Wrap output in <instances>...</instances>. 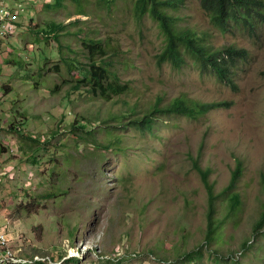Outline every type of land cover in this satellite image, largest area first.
Returning a JSON list of instances; mask_svg holds the SVG:
<instances>
[{
    "label": "rangeland",
    "instance_id": "rangeland-1",
    "mask_svg": "<svg viewBox=\"0 0 264 264\" xmlns=\"http://www.w3.org/2000/svg\"><path fill=\"white\" fill-rule=\"evenodd\" d=\"M19 1L27 12L0 40V223L19 255L44 264H264V231L254 237L264 213V29L221 32L197 0L168 8L206 50L246 52L231 69L234 91L187 53L181 69L158 66L166 38L149 13L135 14L136 0ZM91 40L125 93L80 82ZM181 97L230 107L196 119L157 113L151 130L133 124ZM83 123L92 135L77 129ZM193 159L209 172L217 233L210 253L190 262L208 211ZM238 161L241 204L232 210L226 189Z\"/></svg>",
    "mask_w": 264,
    "mask_h": 264
},
{
    "label": "trees",
    "instance_id": "trees-1",
    "mask_svg": "<svg viewBox=\"0 0 264 264\" xmlns=\"http://www.w3.org/2000/svg\"><path fill=\"white\" fill-rule=\"evenodd\" d=\"M200 8L204 14L210 19L213 26L219 29L221 32H228L234 26H239L245 29L252 37L261 30L264 29V0H197ZM179 3L182 0H136L135 14L138 17H143L146 13H149L153 19H155L162 30L166 38V44L161 53L156 56L158 66L164 64H170L174 69H181L185 63V53L195 56L205 66H209L217 79L222 83L230 86L236 91V85L230 78L231 69L239 58H243L246 55L244 50H239L234 47H227L218 52H210L206 50L200 41L195 36V33L189 30L181 31L177 28L176 19L168 12L169 7H179ZM23 19V13L20 14ZM18 26L21 20L17 21ZM52 31H48L50 33ZM59 38V35H57ZM84 46L90 51V68L84 78L80 82L90 83L95 91L99 90L104 96H107L110 92L114 95L125 93L127 88L115 84L111 80V76L114 73L104 63H99L94 59V53L101 51L104 53V49L101 41L91 40V42H85ZM116 77V75H114ZM74 89H78L77 86ZM230 107L228 103H192L187 98L181 97L176 99L172 104L161 109L159 104L155 105L154 110L144 116L142 119L133 122L140 130H151L154 122L156 121L155 115L157 113H164L165 115L178 114L192 119H196L207 113L222 108ZM12 129H16L13 123H10ZM88 124L80 125L78 130H83L92 135L94 130H88L86 128ZM75 130H77L74 127ZM77 136V133L73 131ZM79 137V136H77ZM31 138V136H30ZM37 139V138H36ZM34 139V140H36ZM36 141H40L37 139ZM46 146V143H43ZM36 156V155H35ZM54 157V155H53ZM40 157H38L39 159ZM54 160V159H53ZM52 160V161H53ZM194 160L195 170L199 173L203 185L208 195V211H207V228L205 232V241L196 250L186 254L185 260L194 262L195 260H202L205 251L210 253V245L213 243L217 233V226L215 224L216 213V196L214 194V188L209 181V172L203 171L199 163ZM37 162V158L34 159ZM243 174V167L240 161L237 162V167L232 174L231 181L226 189V192H231V209L235 210L241 204L240 195L235 192L237 185ZM264 184V176L262 177ZM53 197L55 195L53 194ZM264 231V213L254 226V237ZM243 250L249 249L251 246L248 241L243 243ZM40 258V257H39ZM226 256H220L216 262H227ZM34 259V258H33ZM49 262L51 261L48 258ZM227 264H239L232 257L228 258ZM232 261V263H230ZM48 262V261H47ZM46 262V263H47ZM71 262H76V259H72ZM44 264V263H39Z\"/></svg>",
    "mask_w": 264,
    "mask_h": 264
},
{
    "label": "built area",
    "instance_id": "built-area-1",
    "mask_svg": "<svg viewBox=\"0 0 264 264\" xmlns=\"http://www.w3.org/2000/svg\"><path fill=\"white\" fill-rule=\"evenodd\" d=\"M21 2H12L11 0H0V40L6 39L14 34L18 28L17 21L20 20L21 13H24ZM13 239L11 233H6L0 223V264H39L43 263L42 259L35 257L34 259H26L19 255V251L15 250L11 245Z\"/></svg>",
    "mask_w": 264,
    "mask_h": 264
},
{
    "label": "clouds",
    "instance_id": "clouds-1",
    "mask_svg": "<svg viewBox=\"0 0 264 264\" xmlns=\"http://www.w3.org/2000/svg\"><path fill=\"white\" fill-rule=\"evenodd\" d=\"M11 1H12V2H17L16 0H11ZM18 2H21V1L18 0ZM21 3H22V2H21ZM23 5H24V4H23ZM24 8H26V11L23 13V16H24V14L27 12V6L24 5ZM20 19H21V18H20ZM16 31H17V30H16ZM15 33H16V32H15ZM15 33H14V34H15ZM12 35H13V34H12ZM6 39H7V38H6ZM6 39H5V40H6Z\"/></svg>",
    "mask_w": 264,
    "mask_h": 264
}]
</instances>
